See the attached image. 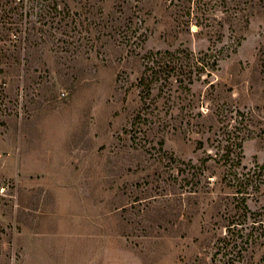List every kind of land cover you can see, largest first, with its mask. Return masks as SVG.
Wrapping results in <instances>:
<instances>
[{"label":"rangeland","instance_id":"rangeland-1","mask_svg":"<svg viewBox=\"0 0 264 264\" xmlns=\"http://www.w3.org/2000/svg\"><path fill=\"white\" fill-rule=\"evenodd\" d=\"M150 1L147 38L127 41L54 32L37 2L0 0V264H212L216 201L236 203V192L219 185L181 204L157 141L196 162L214 149L221 119L241 109L243 164L264 163V14L240 40L227 27L213 45L194 23L162 21L167 0ZM209 45L225 49L217 70L189 92L155 83V123L139 119L137 53ZM190 118L186 131L157 127ZM252 185L248 203L264 209V185ZM188 207L192 218L179 217ZM250 255L259 261L264 248Z\"/></svg>","mask_w":264,"mask_h":264},{"label":"trees","instance_id":"trees-1","mask_svg":"<svg viewBox=\"0 0 264 264\" xmlns=\"http://www.w3.org/2000/svg\"><path fill=\"white\" fill-rule=\"evenodd\" d=\"M30 1L40 4L41 9L37 15L41 21L49 20L54 32L69 33L70 36H76L78 33L79 36L90 38L95 37V34L99 37L122 34L127 41L135 36L144 37L145 40L150 30L146 23L154 12L150 7H144L150 0ZM167 1L168 4L165 2L163 5L165 11L162 21L170 22L168 18H171L173 23L183 25L189 31L194 23L198 28L196 32L208 34L213 39V45L222 41L227 27L230 29V37L240 40L253 17L264 14V0ZM70 21L75 23L73 27L69 26ZM224 50V47L215 49L209 45L198 53L182 46L138 52L143 65L142 74L138 77V84L141 86L139 94L146 108H140L136 116L155 123L153 85L157 82L162 86L169 85L174 79L182 89L189 92L191 85L201 79L204 73L207 78L217 70L220 60L225 56ZM246 120L247 114L241 109H236L235 115L224 116V119H221L222 131L213 140L214 149L196 162L191 158L176 159L164 149V140L157 141L160 149L168 154L167 186L175 183L179 185L181 204L189 203L193 193H215L219 185L225 189L223 192H236L233 195L237 199L236 203L223 200L226 197H220L219 201H216L218 207L223 210L219 213L222 221H217V227L209 228L215 237L212 264H264V255L259 261L250 255L254 250L264 248V209L251 208L247 198L250 193L246 190L254 184L253 178L260 179L256 185H252L255 188L259 189V186L264 185V163H257L254 169L249 170L243 164L242 140L237 132L244 125L247 126ZM160 124L157 127L167 131H186L193 128L192 118L186 122L167 121ZM226 196L231 195L227 193ZM193 213L191 207H188L177 214L188 220L192 218Z\"/></svg>","mask_w":264,"mask_h":264}]
</instances>
